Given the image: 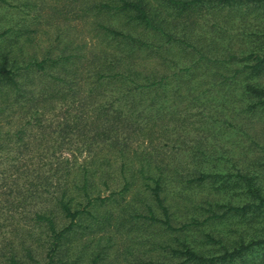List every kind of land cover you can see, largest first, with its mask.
I'll use <instances>...</instances> for the list:
<instances>
[{"label": "trees", "instance_id": "16d2710c", "mask_svg": "<svg viewBox=\"0 0 264 264\" xmlns=\"http://www.w3.org/2000/svg\"><path fill=\"white\" fill-rule=\"evenodd\" d=\"M86 4L93 12H104L121 21L122 28L97 23L100 34L113 45L98 43L99 50L91 51V59L87 53L84 63L72 61L84 54L64 48L53 54L47 49L39 59H18L17 52L4 43L11 27L0 31V113L16 110L19 120L12 132L18 153L5 171H11L14 179L21 172L34 174L33 179L27 177L21 199L18 195L21 205L27 207L19 210L22 219L8 225L6 234L0 235V264H81L83 253L74 252V235L93 234L95 229L104 232L112 220L125 224L126 229H130L126 223L131 222L161 229L151 242L155 251L151 260L124 253L129 257L127 264H250L260 254L257 249L264 246V226H259L264 220V146L258 156L260 170L252 173L224 167L213 170L216 162L203 158L211 165L200 163L198 175H181L178 168L169 167L149 151L137 152L130 139L145 130L153 132L151 125L164 120L170 107L181 111L190 102L187 99L186 106L176 107L177 101L190 93L195 101L194 91L203 94L212 84L201 77L210 68L206 54L200 51L197 27L202 15L215 8L245 4L251 10L257 8L264 19V0H92ZM262 25L259 33L250 32L245 37V48L228 53L223 60L235 62L230 70L242 74L226 84H233L248 100L244 108L257 109L264 117ZM173 44L192 49L197 56L170 72L145 64L153 54L164 57L161 45L168 49ZM33 74L45 82L32 86ZM197 76L202 79H192ZM201 84H205L203 88ZM27 125L33 130L29 128L31 136L21 139L17 132L26 130ZM47 128L59 139L73 135L78 142L72 150L84 155L73 154L70 160L57 155L42 161L41 155L52 147L42 140ZM54 151L57 147L51 148L52 154ZM21 153L27 158L17 157ZM35 154L37 159L33 160ZM112 179H119V185L112 188ZM47 183L51 189L41 187ZM196 184L227 196L241 193L245 200L219 202L204 197L207 213L201 220L192 212L178 214L179 204L185 205L189 198L187 189ZM103 189L108 191L103 193ZM128 191L146 195L126 199ZM61 217L64 222L60 224ZM220 220L231 225L256 223L253 228L258 234L244 236L237 227L213 233L201 226ZM97 245L87 254L86 264H99L104 259ZM37 251L42 253L40 258L34 255ZM259 259L263 261L264 256ZM109 264L115 261L109 260Z\"/></svg>", "mask_w": 264, "mask_h": 264}, {"label": "rangeland", "instance_id": "374dc122", "mask_svg": "<svg viewBox=\"0 0 264 264\" xmlns=\"http://www.w3.org/2000/svg\"><path fill=\"white\" fill-rule=\"evenodd\" d=\"M91 1L0 0V31L6 27H11L8 40H5L4 43L17 52L18 59L27 60L33 56L39 59L47 49L49 54H53L64 48L65 51L73 50L79 54H84L72 58L74 63H84L88 54L89 59H91L92 50H99L100 45L98 43L104 46L113 45V42H107V39L100 34L101 29L98 28L97 23H107L119 29L122 28L121 21H117L113 16L104 12H93L90 6L88 8L86 3ZM256 9L251 10L249 7H245V4L231 7L223 6L202 15L204 18L199 19L200 23L198 22L199 26L197 27L201 32L200 44L202 45L200 51L206 54L210 68L204 74L205 76L201 77L206 80V83L211 82L212 84L203 94H198V90L194 91V94H197L195 101H192V97H190L193 93L177 101L176 107H182L186 106L187 99L190 100L189 104L181 111L178 108L170 107L164 120L151 125L153 132L148 134V130H145L143 134H136V138H131V145L137 152L143 149L149 151L152 157L161 159L165 164L168 163L169 167L178 168L181 175H185V173L198 175L196 169L199 168L200 163L204 166L211 165L209 161L203 162V158L216 162L215 166H212L213 170L218 167L228 168L230 171H234V169L246 170L251 173L260 170L258 156L261 153L260 148L264 146V117L257 109L244 108L248 100L240 94L239 89L233 84L230 86L226 84L227 81L241 78L242 74H233L230 70L235 62L223 60L228 53L242 49L241 47L245 48L244 41L250 32L259 33L258 31L262 29L264 19L255 11ZM136 29L141 28L137 27ZM160 48L164 57L160 58L153 54L148 57V60L146 59L147 62L145 63L158 71L164 69V72H170L171 69H175L179 65H188L197 56L194 50L180 48L175 44L170 45L168 49H164L162 45ZM162 60L164 62L159 63ZM36 75H31V80L32 86L36 85L37 87L45 81ZM195 78L200 77L197 76L192 79ZM260 79L264 81V71ZM204 85L201 84L200 88H203ZM16 114V110L8 109L0 113V235L6 234L8 225L22 219L19 216V210L27 207L21 205L20 193L26 189L27 177L33 179L34 175L33 173L26 175L21 172L18 173L20 176L14 179L15 176L11 171H5L8 162L14 161V155L18 153L13 142V131L19 125ZM50 118L56 119L52 115ZM27 126L26 130L17 132L21 139H27L31 136L30 127ZM49 129L47 128V134L42 136V140L49 145L52 144L51 146L54 148L57 147V151L52 154L50 152L52 147H49L45 154L41 155L42 161L51 160L53 156L57 155L69 160L73 154L80 157L84 155L83 152L78 153L76 150H72L78 142L73 135L59 139V137H55L56 132H50ZM30 130L32 129L30 128ZM59 140H61L60 148L57 145ZM198 148L204 150L200 152L196 150ZM20 156L27 158L22 153L18 154L17 157ZM129 158L136 157L130 155ZM36 159L35 154L33 160ZM136 163L134 162V164ZM230 163L233 165L232 168H229ZM37 167L35 168L37 169ZM167 176L169 177V175ZM53 179L55 177L52 176L51 184L55 182ZM112 180H109L112 188L119 185V179ZM41 187L51 189L52 185L47 183ZM107 191L108 189L102 190L103 193ZM186 193L189 194V198L185 205L184 202L179 204L177 213L186 215L192 212L200 220L207 213V203L204 201V197L210 201L214 199L219 202L237 203L245 200L241 193L237 195L235 192L232 196H227L219 190L204 187V184H196L187 189ZM136 194L128 191L125 193V197L127 199L133 195L135 198H142L146 195L138 194V192ZM135 198L133 200L137 201ZM58 222L61 224L64 219L61 217ZM212 222L213 224L204 222L201 226L213 233L218 229L237 227L241 235L258 234V229L253 228L256 223L239 222L231 225L227 223V220ZM131 223H126L130 227V229H126L125 224H118L112 220L104 228L106 230L104 232L95 229L93 234L84 233L82 237L77 234L74 235L76 237V240H72L74 252L83 253L80 263L86 264L87 254L92 253L96 244H98L100 253H104V259L99 261V264H109V260L110 262L115 261V264H127L129 257L123 256L124 253H136V257H140L139 259L143 257L150 261L155 252L151 242L157 239L158 235H155V232H160L161 229L152 224L136 223L135 226V223ZM259 226H264V220L259 223ZM100 234H102L101 237H99ZM231 234L234 235L236 232H231ZM88 240L87 245L82 247V243L85 244ZM256 253L260 254L254 257L250 264H264V260L259 259L260 255L264 256V246L257 249ZM17 255L22 258L26 257L25 253H17ZM34 255L40 258L42 253L37 251Z\"/></svg>", "mask_w": 264, "mask_h": 264}]
</instances>
